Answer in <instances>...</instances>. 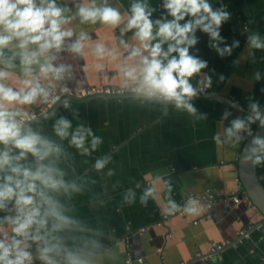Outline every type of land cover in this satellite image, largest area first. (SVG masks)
I'll return each instance as SVG.
<instances>
[{"label": "crops", "instance_id": "crops-1", "mask_svg": "<svg viewBox=\"0 0 264 264\" xmlns=\"http://www.w3.org/2000/svg\"><path fill=\"white\" fill-rule=\"evenodd\" d=\"M84 2L57 0L67 9V16H75L76 5ZM96 2L99 6L101 0ZM108 2L124 18L121 25L81 24L75 16L65 25L74 32L66 44L86 33L89 40L83 54L66 50L57 54L54 64H63L66 71L60 80L42 81L49 91L47 100L41 97L33 104L15 106L21 113L19 120L31 111L40 113L37 119L22 124L60 146L55 166L64 172L66 182L80 189L56 194L65 215L78 222L73 231L62 233L65 242L91 253L92 264H127L129 259L131 264H206L212 242L230 240L236 244L220 251L217 264H264V218L251 203L236 204L232 199L242 192L238 160L256 123L228 100L250 112L251 105L257 104L264 116V48L252 47L249 40L257 36L264 43V0H208L214 11L222 10L228 18L219 28V39L212 40L198 28L197 43L189 48L190 55L206 62V67L190 79L197 90L190 101L195 113L133 92L75 94L88 87H124L120 68L127 52L120 41H136L132 39L135 30L122 33L121 28L132 4H144L153 21L172 19L164 0ZM96 44L106 50L117 49V58L97 57L93 54ZM163 47L166 50L167 44ZM217 48L231 51L221 55ZM11 55L6 50V56ZM13 63L14 68L5 69L12 74L6 83L16 89L22 73L19 59ZM53 90L62 96L46 110ZM62 117L71 123L69 135L63 139L54 130ZM237 119L245 126L229 136L227 129ZM78 128L91 130L84 143L88 155L70 143ZM94 137L101 142L92 150ZM260 156L258 169L264 181V153ZM105 157H110L108 163L96 170V161ZM32 162L29 156L23 163ZM150 189L152 194L146 195ZM210 190L214 199L208 197ZM179 206L185 208L183 215L158 224L165 213ZM190 208L196 211H188ZM250 224L254 227L249 235L238 241L239 230ZM142 227L148 228L140 232Z\"/></svg>", "mask_w": 264, "mask_h": 264}, {"label": "clouds", "instance_id": "clouds-1", "mask_svg": "<svg viewBox=\"0 0 264 264\" xmlns=\"http://www.w3.org/2000/svg\"><path fill=\"white\" fill-rule=\"evenodd\" d=\"M76 8L75 16L81 24L99 22L116 28L124 20L108 0H101L99 6L96 0H85ZM164 8L172 19L153 21L144 4L131 5V14L121 32L135 30L132 39L136 43L120 41L127 52L120 68L123 85L137 96L174 103L178 109L195 113L190 101L197 90L190 79L206 67V62L190 55L189 48L197 43L195 31L198 28L208 33L212 40L219 39V28L227 20L228 13L214 11L208 0H164ZM66 11L57 0H0V65L4 66L0 68V212L5 213L0 216V264H34L36 260L40 264H92L91 253L67 244L62 235L73 231L78 222L65 215L64 205L56 194L80 189L75 183L66 182L64 172L55 166L61 148L25 127L15 107L33 104L41 97L47 100L49 91L42 81L60 80L66 71L63 64H54L57 54L65 50L83 54L89 40L86 33L81 32L66 44L74 32L65 25L75 18L65 15ZM186 17L190 19L185 21ZM180 21L185 23L182 25ZM249 40L252 47L264 48L259 37L252 36ZM6 50L12 55L6 56ZM217 51L224 55L231 49L217 48ZM93 54L116 59L118 52L115 48L106 50L104 45L96 44ZM17 58L22 78L18 81L20 87L14 89L6 83L12 74L5 69L14 68L13 61ZM251 108L254 116H249L248 120H259L264 127L257 104H252ZM244 126L243 121L234 120L227 134L233 136ZM70 127V121L62 117L56 121L54 130L63 139L69 135ZM85 135H92L91 130L78 128L70 141L82 155L90 154L84 146ZM100 142L94 137L92 150ZM248 151L250 154L245 160L256 156L254 163H259L261 156L256 154L264 153V139L256 137ZM29 156L33 158L31 165L23 163ZM109 159H98L96 170L103 169ZM152 191L150 189L146 195H151Z\"/></svg>", "mask_w": 264, "mask_h": 264}, {"label": "built area", "instance_id": "built-area-1", "mask_svg": "<svg viewBox=\"0 0 264 264\" xmlns=\"http://www.w3.org/2000/svg\"><path fill=\"white\" fill-rule=\"evenodd\" d=\"M200 90H205V89H200ZM132 92L130 89L124 88V87H120V86H107V87H88L85 88L83 90H79L77 91L75 94L78 96H93V95H99V94H106V95H124L127 93ZM62 96V92L58 91V90H53L52 91V95L50 97V99L48 100V102L45 104V109H50L51 107L54 106V104L56 102L59 101L60 97ZM39 112L38 111H31L27 114H25L20 121L21 122H30L33 121L35 119L38 118L39 116ZM208 197L210 199H214L215 198V193L211 192V190L209 191ZM233 201L238 204L241 201H247L248 203H250V201L248 200L247 196L242 193H237L234 194L232 196ZM185 212V208L183 206H179L175 209H173L172 211L165 213L162 216V220L158 223V224H163L165 221L169 220L170 218L176 216V215H183ZM254 227V225L250 224L246 227H243L239 230L238 232V241H241L243 237H246L250 230ZM148 227H142L140 229V232H144L146 231ZM236 244L234 241H230V240H224V241H213L211 244V251L208 255H206V260L207 263L206 264H217L218 259H220V251H222L223 249H225L226 247L230 246V245H234ZM215 257V258H213ZM140 261H142V258H139ZM131 260L129 259L127 261V264H131ZM34 264H40L39 261H34Z\"/></svg>", "mask_w": 264, "mask_h": 264}, {"label": "water", "instance_id": "water-1", "mask_svg": "<svg viewBox=\"0 0 264 264\" xmlns=\"http://www.w3.org/2000/svg\"><path fill=\"white\" fill-rule=\"evenodd\" d=\"M131 94L137 96L134 93ZM228 100L229 104L232 107L238 109L243 116H254L252 112L246 110L244 107L240 106L239 104L233 102L230 99ZM261 117L264 118V116L262 115ZM253 122L256 123L255 129L245 141L238 160V174L242 190L240 194L244 193L250 203L255 207V209L259 211V213L264 218V181L260 175L258 163H254V161L256 160V156H252L251 160H245V157L250 154L248 150L253 146V140L256 137L264 139V127H261L259 120H253ZM261 153L262 152H257L256 155L260 156Z\"/></svg>", "mask_w": 264, "mask_h": 264}]
</instances>
